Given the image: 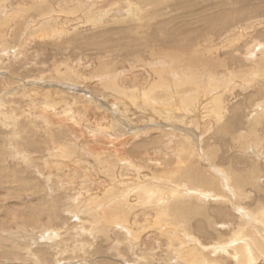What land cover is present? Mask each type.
<instances>
[{
    "label": "rangeland",
    "instance_id": "374dc122",
    "mask_svg": "<svg viewBox=\"0 0 264 264\" xmlns=\"http://www.w3.org/2000/svg\"><path fill=\"white\" fill-rule=\"evenodd\" d=\"M76 1L0 0V264H186L264 245V0ZM196 48L217 51L201 64ZM191 164L243 179L238 201L208 191L174 216L138 200L188 189Z\"/></svg>",
    "mask_w": 264,
    "mask_h": 264
},
{
    "label": "bare ground",
    "instance_id": "6f19581e",
    "mask_svg": "<svg viewBox=\"0 0 264 264\" xmlns=\"http://www.w3.org/2000/svg\"><path fill=\"white\" fill-rule=\"evenodd\" d=\"M44 3V2H43ZM76 4L77 5H79L80 7H83L84 5H83V3L79 0H77L76 1ZM87 6H90V5H87ZM86 6V7H87ZM99 8V7H98ZM89 10H90V8L88 9V11H86V12H88L87 14H89ZM27 11V10H26ZM90 12H91V10H90ZM85 15H86V13H85ZM87 16V15H86ZM47 23V22H46ZM45 23V24H46ZM46 27V26H45ZM214 50H216V49H214V48H203V49H194V54H196V55H192V56H197L198 54L201 56V58H200V56L198 55L197 56V60L196 61H198V62H200L201 64H203L204 62H206V63H210L209 62V56H210V58L211 57H213L212 56V54L214 53ZM217 51V50H216ZM213 52V53H212ZM176 53V52H175ZM177 53H179V52H177ZM201 53V54H200ZM203 53H207L209 56L204 60V58L206 57H204L203 56ZM162 54V53H161ZM172 54V53H171ZM170 54V55H171ZM173 54H174V52H173ZM181 54V53H180ZM191 54H192V52H191ZM190 55V54H189ZM162 56V55H161ZM191 56V55H190ZM260 59H259V62H257L256 63V65L258 66L257 67V71L255 72V75H257L258 77L260 76V77H263L264 78V54H261L260 55ZM176 59V58H175ZM191 59H194V57H191ZM181 60H184L183 59V57H181V55H179V59L177 58L176 59V61H178L179 63H182L181 62ZM200 60V61H199ZM202 61V62H201ZM212 61V60H211ZM186 62H187V60H186ZM178 63V64H179ZM177 64V63H176ZM190 64H192L191 62H190ZM195 64V63H194ZM199 64V63H198ZM198 64H196V66H198ZM234 64V63H233ZM218 66V65H217ZM189 67V66H188ZM221 68H223V67H221ZM189 69V68H188ZM194 69H195V67H194ZM194 69H192V70H194ZM191 69H190V71H192ZM172 72V71H171ZM249 72V71H248ZM161 73V72H160ZM173 74V73H172ZM235 74H236V72L235 71H232V76H233V79L234 78H236V76H235ZM238 74V73H237ZM175 76V78H179L181 75H179V74H176V75H173V77ZM188 77V76H187ZM192 77V78H191ZM207 77V79L208 80H210V81H212V79L214 78V76H211V77H209V76H205V78ZM161 78V77H160ZM180 78H184V77H180ZM194 78V75H192V76H190L189 75V79H191L192 81L194 80L193 79ZM216 78H217V76H216ZM225 79H228V78H225ZM255 79V78H254ZM190 80V81H191ZM230 80V79H229ZM160 83V82H159ZM209 83V82H208ZM215 83V82H214ZM161 84V83H160ZM159 84V85H160ZM163 84V83H162ZM210 84V83H209ZM164 85V84H163ZM247 85V84H246ZM154 89V88H153ZM169 92V91H168ZM164 94V93H163ZM143 95H144V98L147 96V93L146 92H144L143 93ZM45 98V97H44ZM188 99H190V98H188ZM181 102H184V101H181ZM181 104V103H180ZM165 105H168V104H165ZM167 108H168V106H166ZM171 108V107H170ZM187 110V109H186ZM168 113V112H167ZM172 113V112H171ZM170 114V113H169ZM217 115V114H216ZM264 115V110L263 111H261L260 113H258L257 114V116L253 119V126H255V124L256 123H258L259 124V120H260V118L262 117ZM257 125V124H256ZM251 135V134H250ZM257 137V136H256ZM260 139V138H259ZM258 139V140H259ZM258 146H260V144H257L256 145V147H255V150H258V149H260V147H258ZM246 148V147H245ZM264 155V154H263ZM261 158V157H260ZM186 160V159H185ZM191 166H192V164H191ZM192 169V170H191ZM194 169V170H193ZM214 170V169H213ZM188 171H192V172H190L189 174H188V176H187V178H186V183L187 184H189V186H187L188 187V189L186 188H181V189H179L180 187H185V186H182L181 185V183H179V186L180 187H175V188H171L170 189V192H169V194L167 195V199L166 200H164V198L162 199L161 197H160V195H161V189L159 188V189H157L158 191H156V192H153V191H155V190H150L149 188H147L146 189V191L145 192H139L138 193V191H136L135 189V191L137 192V197H138V200L140 201V202H144V203H146V205H147V203L148 204H153L154 205V203L155 204H157V202L159 201L160 202V204L158 205H155V206H159V209H158V213H160V215L162 214V215H168L167 214V212H172L173 214H174V212L175 213H178V212H181V210H184L186 207H188L187 205H196V204H199L201 201L203 202L204 200H208V191H210L211 193H213L215 196H224V190H223V188H226L227 189V191L228 192H231L232 194H235V196H236V198H237V201H238V198L240 197V194H241V191H239V188L240 187H242V186H240L241 185V183H244L245 184V182H243V179L242 180H235L234 179V177H233V173H231V172H227V173H224L223 175H225L226 176V178H225V182H224V184H223V182L218 178V177H215V175L214 176H212L207 170L206 171H204V170H202L201 168H199L197 165L195 166V165H193L192 167H190V170L188 169ZM221 171V170H220ZM222 172V171H221ZM185 173V172H184ZM216 173V171H214V174ZM222 174V173H221ZM186 175V174H185ZM217 175H218V173H217ZM238 175V174H237ZM239 175H241V174H239ZM246 177H248V176H246ZM236 178V177H235ZM239 178V177H238ZM240 179V178H239ZM245 180V179H244ZM250 180V179H249ZM252 181V180H251ZM193 183V184H192ZM183 184H185V183H183ZM244 184H242V185H244ZM224 185V186H223ZM250 185V184H249ZM190 188V189H189ZM216 188V189H215ZM143 189V188H142ZM208 189V190H207ZM133 190V189H132ZM189 190V191H188ZM207 190V191H206ZM242 190V189H241ZM142 195V196H141ZM245 195H246V193H245ZM229 197H230V195H228ZM221 198V197H220ZM113 199V198H112ZM225 199V198H224ZM227 199V198H226ZM229 199V198H228ZM243 199V198H242ZM246 199V198H245ZM232 200V199H231ZM118 202H121V201H127V199H124V200H120V199H118L117 200ZM207 202V201H206ZM206 202H204V203H206ZM117 202H113V203H111L112 204V209H113V211H111V212H113V214L115 213H121V211L119 210V206L116 204ZM237 203V202H236ZM239 203V202H238ZM237 203V204H238ZM110 204V205H111ZM125 204V207L126 208H131V205L129 206V202H125L124 203ZM109 205V206H110ZM123 204H122V202H121V205H120V207L122 206ZM197 206V205H196ZM236 206H238V205H236ZM133 207V206H132ZM125 208V209H126ZM111 209V208H110ZM188 208H186V210H187ZM199 209V208H198ZM196 210V209H195ZM200 210V209H199ZM264 210V209H263ZM92 211V210H91ZM120 211V212H119ZM198 211V210H197ZM196 211V212H197ZM183 212H186V211H183ZM192 211L190 210V214H192L191 213ZM124 214H125V212H124ZM178 214H180V213H178ZM184 214V213H183ZM115 216V215H114ZM171 216V215H170ZM174 216H177V214H174ZM180 217H182V216H180ZM263 217V216H262ZM175 218V217H174ZM192 220V219H191ZM205 220H206V218H205ZM117 222V221H116ZM123 222H125V221H123ZM177 222V221H176ZM242 222V221H241ZM120 223V222H119ZM118 223V224H119ZM126 223V222H125ZM244 223V222H243ZM127 225V224H126ZM181 225V224H180ZM185 225H186V223H185ZM185 225H183V226H185ZM208 225L210 226V223H208ZM120 226H122V225H120ZM182 226V227H183ZM239 226V225H238ZM243 226H246V225H244L243 224ZM121 228H123V229H127V230H130V229H128L125 225H123V227H121ZM180 228V227H179ZM184 228V227H183ZM183 228H181V230L183 229ZM210 228H211V226H210ZM246 228V230H245V233H248V227H245ZM217 229V228H216ZM190 230H191V228H190ZM243 231V230H242ZM264 232V231H263ZM130 233V232H129ZM234 233H236L235 231H234ZM242 234V237H243V239H245V235L246 234ZM212 234H214V233H212ZM231 234H233V233H231ZM249 234H251V233H249ZM248 235V234H247ZM254 235V234H253ZM258 235V234H257ZM132 236V235H131ZM130 236V237H131ZM173 236V235H172ZM185 236H187L188 237V240L189 239H191V240H194V239H192L193 237L190 235V234H186ZM235 236H236V234H235ZM238 236V235H237ZM249 236V235H248ZM233 237H234V234H233ZM241 237V236H240ZM258 237V236H257ZM178 239V238H177ZM181 239V238H180ZM250 239H251V244H249V243H247V242H240V243H238L239 245H234L233 246V248L232 249H230V248H227V250L225 251V252H223V253H221L222 255L221 256H219L218 258L216 257V258H214V256H212V257H210V255H209V253H206V251H205V253H202V260H201V262H199L198 260L200 259V257H198V253L196 252L195 254H188L189 255V257L187 256V258H188V260H187V258L186 259H184V261H186L187 260V262H186V264H223V263H227V261L229 260V261H232L234 264H247V261H249V253H250V251H251V248H253L254 247V249H259V250H261L262 251V249L264 248V245H263V243L259 240V239H257L256 238V236L254 235V236H250ZM230 240V239H229ZM190 241V240H189ZM259 241H260V243H259ZM197 242V245L199 244H201L200 243V241H196ZM195 242V243H196ZM219 244H217V246H221V244H223V242H218ZM253 243H254V245H253ZM257 243V244H256ZM191 245V244H190ZM202 245V244H201ZM196 246V245H195ZM213 246H214V244H213ZM198 247V246H197ZM203 247V246H202ZM192 248V247H191ZM196 248V247H195ZM204 248V247H203ZM223 249H226V248H221V250H223ZM250 249V250H249ZM195 250V249H194ZM210 250H212V249H210ZM209 251V250H208ZM207 251V252H208ZM211 253V252H210ZM212 254H215L214 252L212 253ZM220 255V254H219ZM171 257V256H170ZM184 258V257H183ZM224 260H226L225 262H224ZM228 261V262H229Z\"/></svg>",
    "mask_w": 264,
    "mask_h": 264
}]
</instances>
